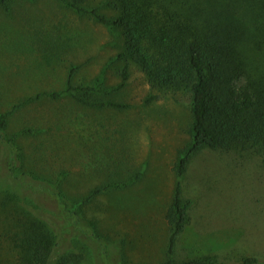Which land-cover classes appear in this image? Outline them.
I'll return each mask as SVG.
<instances>
[{
	"label": "rangeland",
	"instance_id": "obj_1",
	"mask_svg": "<svg viewBox=\"0 0 264 264\" xmlns=\"http://www.w3.org/2000/svg\"><path fill=\"white\" fill-rule=\"evenodd\" d=\"M112 1L86 5L113 18L118 11L109 7ZM263 1L252 4L251 15ZM10 5L9 13L0 6V113L22 105L0 135V264L16 263L21 231L30 224L33 238L42 234L37 226L56 236L52 264L66 254L81 255L80 264L161 263L171 234L166 211L179 180L174 166L179 150L192 141L189 95L152 89L133 63L123 82L127 62L119 56L125 38L90 15L58 0ZM72 71L75 87L100 82L108 89L80 91L83 96L127 107L78 103L65 92ZM137 176L73 211L94 189ZM182 181L194 206L177 258L212 254L226 264L244 258L264 264V156L251 149L206 148L193 157Z\"/></svg>",
	"mask_w": 264,
	"mask_h": 264
},
{
	"label": "trees",
	"instance_id": "obj_2",
	"mask_svg": "<svg viewBox=\"0 0 264 264\" xmlns=\"http://www.w3.org/2000/svg\"><path fill=\"white\" fill-rule=\"evenodd\" d=\"M58 1L77 14L90 15L105 27L122 33L126 51L119 57L127 62L123 82L128 79L127 71L133 63L147 75L152 89L189 95L192 141L179 150L174 166L179 180L166 211L171 234L166 257L159 264H226L212 254L185 261L177 258L178 241L190 222L194 206L192 199L184 197L182 179L193 157L206 148L251 149L264 156V72H258L264 71L260 65L264 58V1L263 8L257 6L251 15L249 9L256 0H113L109 7L118 11L113 18L98 10H89L88 0ZM0 6L7 13L12 10L10 0H0ZM252 36L257 40L247 44L246 39ZM250 46L252 55L247 51ZM73 81L74 71L70 73L65 92L84 106L127 107L113 100L97 99L92 94L83 96L80 92H108L100 82L82 88L75 87ZM42 96L30 98L26 103ZM52 97L57 98L59 94ZM21 105L8 113H0V135L9 129V116ZM138 177L125 184L109 183L94 189L74 204L73 211L107 191L131 185ZM12 182L4 183L14 190ZM60 199L65 202L62 196ZM35 228L41 236L33 238L31 224L21 231L23 238L17 245L19 256L15 264H52L56 257V236L50 230L46 233L48 236L44 235L42 226ZM56 259L57 264H80L82 256L66 254ZM241 264H259V260L244 258Z\"/></svg>",
	"mask_w": 264,
	"mask_h": 264
}]
</instances>
